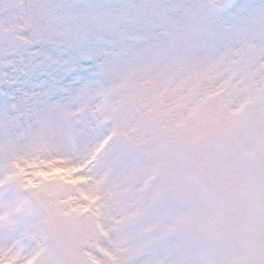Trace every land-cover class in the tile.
I'll return each instance as SVG.
<instances>
[{"label":"snow or ice","instance_id":"snow-or-ice-1","mask_svg":"<svg viewBox=\"0 0 264 264\" xmlns=\"http://www.w3.org/2000/svg\"><path fill=\"white\" fill-rule=\"evenodd\" d=\"M0 264H264V0H0Z\"/></svg>","mask_w":264,"mask_h":264},{"label":"rangeland","instance_id":"rangeland-1","mask_svg":"<svg viewBox=\"0 0 264 264\" xmlns=\"http://www.w3.org/2000/svg\"><path fill=\"white\" fill-rule=\"evenodd\" d=\"M54 175L59 176L61 179L68 181L69 183H75L73 179L74 173L72 171H58Z\"/></svg>","mask_w":264,"mask_h":264}]
</instances>
